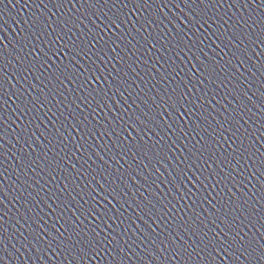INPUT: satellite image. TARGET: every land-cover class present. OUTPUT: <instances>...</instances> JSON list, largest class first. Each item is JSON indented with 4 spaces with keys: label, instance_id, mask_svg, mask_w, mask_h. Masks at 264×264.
Returning a JSON list of instances; mask_svg holds the SVG:
<instances>
[{
    "label": "snow or ice",
    "instance_id": "snow-or-ice-1",
    "mask_svg": "<svg viewBox=\"0 0 264 264\" xmlns=\"http://www.w3.org/2000/svg\"><path fill=\"white\" fill-rule=\"evenodd\" d=\"M9 3L12 0H0L4 5L0 28L8 24L3 13ZM65 4L71 5L67 13L62 11ZM129 5L140 13L131 25ZM225 5L231 15L227 10L220 13ZM36 7L40 11L22 21L24 26L13 40L0 41V157L11 151L18 161L12 185L0 179V264L20 260L23 264L29 260L49 264L53 259L58 264H83L101 249L108 251L110 264H169L171 259L182 264H216L218 259L229 264H264V205L256 207L258 201L245 199L256 189L255 184L249 188L252 182L245 175L251 169L262 181L259 192L264 200V151L247 142L257 134L264 140V82L260 100L252 91L257 74L264 81V0H40ZM201 28L211 35H197ZM113 29L119 31L113 33ZM69 33L75 37L71 47L64 39ZM205 40L211 43L201 47ZM148 45L149 51L157 53L166 45V51L194 61L189 71H196L189 76L176 58L160 54L153 64L155 83L134 86L128 77L134 73L133 80L144 79L146 69L141 64L149 61L137 53ZM61 47L68 58L63 67L53 60ZM73 60L79 63L78 69ZM49 63L54 72L42 80L43 73L36 75L38 65ZM110 63L112 68L122 64L124 77L119 69L113 75ZM9 67L17 78L15 84L8 79ZM30 77L40 84L30 83ZM67 80L79 81L70 90L75 94L71 110L63 92ZM165 80L168 84L159 87ZM21 81L29 82V91L17 87ZM51 81L55 83L50 88ZM97 81L104 86L93 88L92 82ZM209 92L213 93L211 99ZM12 97L21 102L16 108L21 115L39 112L47 105L57 108L58 112L48 107L42 113L49 121L55 117L52 127L37 124L33 128V120L40 118L33 116L23 125L13 121L15 127L9 132L5 112ZM249 102L254 103L249 106ZM82 103L91 109L88 115H84ZM256 108L259 121L254 119ZM98 109L107 112L103 124L96 119ZM73 128L79 131L78 140L70 131ZM34 137L41 141L38 148L42 151L33 146ZM94 137L106 140L93 153L103 161L99 167H93L97 163L93 155L84 159L94 148L88 143ZM169 140L187 143H181V152L172 155ZM73 152L84 163L72 162L69 167ZM5 164L0 159V177L10 179L13 173ZM61 178L62 187L57 184L45 190ZM190 181L194 182L191 186ZM236 184L247 190L244 195ZM25 185L39 187L25 197ZM196 185L200 189L194 191ZM9 187L15 195L6 191ZM209 187L212 193L199 195ZM225 192L232 193L227 201L222 196ZM10 195L19 204L14 210L6 203ZM177 198L187 199L193 206L199 203L201 210L194 207L187 218L169 216ZM205 200L210 205L207 208L202 207ZM257 213L261 215L257 217ZM92 216L100 221L95 227L88 223ZM29 248L36 250L35 258Z\"/></svg>",
    "mask_w": 264,
    "mask_h": 264
}]
</instances>
